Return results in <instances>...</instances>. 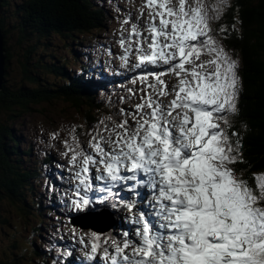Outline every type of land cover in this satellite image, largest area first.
I'll return each mask as SVG.
<instances>
[{
	"label": "snow or ice",
	"instance_id": "6c2138e0",
	"mask_svg": "<svg viewBox=\"0 0 264 264\" xmlns=\"http://www.w3.org/2000/svg\"><path fill=\"white\" fill-rule=\"evenodd\" d=\"M228 7V0H145L140 14L148 9V36L137 24L128 37L121 33V47L129 45L121 57L124 66L135 51V67L147 73L140 80L151 91L134 112L122 109L119 122L100 121L102 129L85 133L91 152L80 145L73 127L72 143L64 141L78 181L72 204L77 211L94 212L108 197L123 200L120 192L131 184L129 192L147 200L150 213L141 209L133 219L139 225L135 239L127 232L123 240L92 232L89 243L81 236L89 260L264 264V172L245 178L235 167L245 162L242 136L232 123L242 89L239 61L218 46L211 26ZM204 55L211 59L198 63ZM162 65L166 70H157ZM168 74L176 78L171 89L161 79ZM168 96L172 99L162 103ZM94 180L103 186L94 188ZM95 192L103 195H88ZM135 206L131 200L125 204L129 211Z\"/></svg>",
	"mask_w": 264,
	"mask_h": 264
},
{
	"label": "trees",
	"instance_id": "16d2710c",
	"mask_svg": "<svg viewBox=\"0 0 264 264\" xmlns=\"http://www.w3.org/2000/svg\"><path fill=\"white\" fill-rule=\"evenodd\" d=\"M0 2V27L7 38V72L3 90L0 91V117L4 112L10 114L16 109L28 111L32 105L62 101L81 114L85 124L97 123V111L104 112V107L96 103V93L91 95V89L83 87L81 80L86 78L87 71L83 70L79 77L77 71L69 70L63 57L56 58L47 50L46 46L50 44L43 46L44 55L35 57V60L33 55L44 44L43 39L57 36L67 47L69 41L78 40L80 34L104 28V10L94 5L92 0H26L20 6L16 5L8 16L14 17L16 24L8 25L4 11L14 7L8 6V0ZM221 26L228 28V32L220 33L226 47L240 56L242 62L239 112L232 123L233 130L241 133L245 161L236 168L243 170V175L249 178L253 173L264 172V0H233L218 28ZM13 31L15 33L11 34ZM13 34L17 36V46L22 52L20 61L25 76L18 89L6 84L14 60L12 48L8 46V39L11 40ZM91 88L95 91L101 89L93 82ZM18 141L13 129L0 122V200L4 199L3 196L10 199L20 215L29 220L25 221L26 227L30 218L37 220L38 224L32 227L25 240L29 244L27 252L32 263L37 260L47 264L49 260L45 252L31 238L39 237L37 234L42 230L39 225L47 226L34 184L42 171L35 163L23 165ZM29 153H32L31 149ZM22 256L21 259H25ZM13 259L15 264L21 263L16 255ZM13 259L0 261V264H14Z\"/></svg>",
	"mask_w": 264,
	"mask_h": 264
},
{
	"label": "rangeland",
	"instance_id": "374dc122",
	"mask_svg": "<svg viewBox=\"0 0 264 264\" xmlns=\"http://www.w3.org/2000/svg\"><path fill=\"white\" fill-rule=\"evenodd\" d=\"M24 1L26 0H8V6H10V8H14H12L11 10L9 9L10 11L8 10V8H5L4 14L8 17L11 14V11H14L15 6H20V4H23ZM119 1L121 0H93L96 5L106 8L107 11L114 17V12L115 10H117L118 4L119 8H121ZM232 1L233 0H228V8H230ZM8 20V25L16 24V19H14V17H8ZM221 21L222 19L217 22L220 23ZM12 33L15 32L13 31L11 32V34ZM109 34V30L104 31L101 33L100 38L97 39L90 38L88 37L90 35H87L86 38L89 41L81 40L84 41L86 46L80 47L76 45L71 49H78L84 53H91L90 59L94 62V65H97L99 56H103L104 54L101 44L104 41V38L106 36H109ZM79 37L84 39L83 36ZM16 38L17 36L14 35L11 40L8 39V46L12 48L14 60L10 66L6 84L12 89L20 88L23 81H25V76L23 75V69L21 67L22 62L20 61L22 52L17 46ZM41 41L44 44L38 47V49L36 50L37 52L34 53V60L35 57H38L41 54L44 55L45 53L43 46L50 44L46 46L50 54L55 55L56 58L63 57V59L68 62L67 58L69 57V55L67 56L66 50H64L63 48V41L60 38H58L57 36H51L49 39H43ZM78 41L80 42V40ZM6 42L7 38H5V49ZM69 43L75 44V42L73 41H69ZM217 44L218 46L222 45L225 48L224 43L219 37H217ZM12 45L14 46V48ZM54 48L56 50H53ZM57 48L60 49L57 51ZM228 53L232 56L233 59H238L240 68L241 60L237 57L236 54L232 52ZM48 59H50V56H48ZM115 89H117V92H114L115 94L113 92H108L106 97H111L112 101L115 100L118 102V107L116 106V109L114 111V113L116 112V114L118 115L121 111L120 105H122V102L125 98V90L123 88H114V90ZM141 102L142 100L140 98L139 103ZM24 111L25 110L16 109L14 112H10V114L3 111L4 113L2 112L3 115L0 117V122L5 126L11 127L13 129L15 137L19 139L18 142L20 143V149L32 148V153L36 161H39L41 163L44 157L54 155L57 160L53 162V167H56L57 165L61 167V160L64 161L66 165L70 163L69 161L71 153L69 152L68 155H65L68 150L65 146L64 141L67 139L69 141V144L72 143L71 132L73 127L76 128L75 134L78 137L80 145H82L80 140L81 136H84L85 139L89 140L90 137L85 133L90 132L94 127L99 125L98 123L96 126H90L89 129L85 128L83 116L77 113L73 108H68V106L62 101L54 102L51 104L32 105L30 110L25 112ZM99 120L104 122L106 121L102 120V117H99ZM102 127L103 126L101 125L100 128L102 129ZM53 133L57 134L55 139L53 138ZM43 192L46 194H41L39 195L40 197L46 198L50 196V194H48L50 193L48 186ZM3 197L4 199L0 200V221L2 222H0V261L13 259V255H16L17 260L21 261L20 264H44L42 261L35 260L36 263H32L30 261L27 252L29 244H27V242L25 241L26 238H28L30 235L29 231L32 229V227H36L35 225H37L38 222H35L30 218V224H28V226L26 227V222H29V220L20 215V213L16 210L15 206L11 203L10 199L7 196ZM7 201H9L10 203ZM44 216L46 217V214H44ZM57 218V215H52L51 219L45 220V224L47 226H38L42 228V230L37 234L40 238L37 236L31 237L35 240V244L39 246L44 252L50 250V252L44 253L46 259L49 260L47 264H50V262L56 257V254L54 252L52 254L51 249L48 246V241H57L64 234L66 235L68 233H71L72 230L80 231L77 228H69V225L65 226V217H60V223L56 221ZM65 224H70L69 218H66ZM49 227L50 229H48ZM21 255H23L22 257H24L25 259H21ZM13 262L15 264L14 259ZM58 264H63L62 260Z\"/></svg>",
	"mask_w": 264,
	"mask_h": 264
},
{
	"label": "water",
	"instance_id": "95a60500",
	"mask_svg": "<svg viewBox=\"0 0 264 264\" xmlns=\"http://www.w3.org/2000/svg\"><path fill=\"white\" fill-rule=\"evenodd\" d=\"M5 38H6V36L0 27V91L3 90L5 66H6V62H7L6 50L4 47L5 46ZM87 221H91V220L84 219L83 217H79L75 221V224H78L79 226H81L83 228H92V229L98 230V231L103 230L100 227H97L98 224H94L92 221H91L92 224H86Z\"/></svg>",
	"mask_w": 264,
	"mask_h": 264
},
{
	"label": "bare ground",
	"instance_id": "6f19581e",
	"mask_svg": "<svg viewBox=\"0 0 264 264\" xmlns=\"http://www.w3.org/2000/svg\"><path fill=\"white\" fill-rule=\"evenodd\" d=\"M140 1H143V0H135V3L138 4V3H140ZM0 7H1V2H0ZM66 45H67V44H66ZM6 72H7V70H6V66H5V75H6ZM4 83H5V76H4ZM3 86H4V84H3ZM117 107H118V105H117ZM116 120H117V119H116ZM141 190L145 191L144 188H142ZM141 190L138 189V191H139L140 193H142V194H144V195H147V191L143 192V191H141ZM100 195H103V194H99L98 196H100ZM114 199H115V201L112 203V205H117V204L121 201V199H119V198H114ZM74 215H75L74 212H71V213H70V215H69V217H68L70 222L73 220ZM90 222H91V221H87L86 224H90Z\"/></svg>",
	"mask_w": 264,
	"mask_h": 264
}]
</instances>
